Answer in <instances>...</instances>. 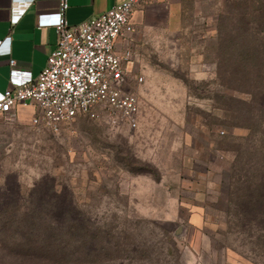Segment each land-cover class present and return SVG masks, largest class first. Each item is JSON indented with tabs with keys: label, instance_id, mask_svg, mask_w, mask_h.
Segmentation results:
<instances>
[{
	"label": "rangeland",
	"instance_id": "obj_1",
	"mask_svg": "<svg viewBox=\"0 0 264 264\" xmlns=\"http://www.w3.org/2000/svg\"><path fill=\"white\" fill-rule=\"evenodd\" d=\"M260 8L183 0L177 27L147 50L143 81L123 83L140 98L137 129L81 114L53 130L30 107L0 121V188L72 198L74 264H264V110L248 118L263 99L219 76L221 37L234 41Z\"/></svg>",
	"mask_w": 264,
	"mask_h": 264
},
{
	"label": "built area",
	"instance_id": "obj_2",
	"mask_svg": "<svg viewBox=\"0 0 264 264\" xmlns=\"http://www.w3.org/2000/svg\"><path fill=\"white\" fill-rule=\"evenodd\" d=\"M145 1L123 0L80 24L66 19L68 0H60L56 12L39 15L41 26L56 29L57 45L36 79L11 78L12 87L0 93V121L30 107L32 123L53 130L81 114L96 119L104 115L110 124L137 129L140 98L131 90L123 92V83L144 78L133 72L135 49L130 44L121 50L117 41H130L134 12Z\"/></svg>",
	"mask_w": 264,
	"mask_h": 264
},
{
	"label": "trees",
	"instance_id": "obj_3",
	"mask_svg": "<svg viewBox=\"0 0 264 264\" xmlns=\"http://www.w3.org/2000/svg\"><path fill=\"white\" fill-rule=\"evenodd\" d=\"M250 15L247 22H239L234 41L221 37L219 76L226 84L230 82L239 92L247 94L250 103L263 99L259 107L248 110V118L253 119L255 110H264V74L248 70L264 68V41H254L250 35L252 29H258L260 21L264 23V9H254ZM73 210L70 197L67 202L58 198L36 201L35 192L26 194L21 185L11 194L0 188V251L3 252L0 264H5L7 259L15 264H74Z\"/></svg>",
	"mask_w": 264,
	"mask_h": 264
},
{
	"label": "crops",
	"instance_id": "obj_4",
	"mask_svg": "<svg viewBox=\"0 0 264 264\" xmlns=\"http://www.w3.org/2000/svg\"><path fill=\"white\" fill-rule=\"evenodd\" d=\"M121 1L68 0L66 19L70 24H80ZM59 6L60 0H0V93L12 87V77L36 79L45 68L58 34L52 26H41L39 15L56 12ZM182 10L183 0H146L136 8L130 41H117L121 50L130 44L135 49L134 73L143 70L148 48L177 27ZM195 215L202 219L201 213Z\"/></svg>",
	"mask_w": 264,
	"mask_h": 264
}]
</instances>
